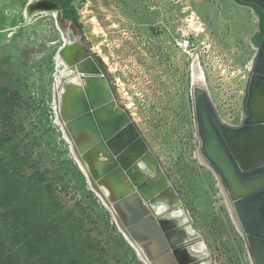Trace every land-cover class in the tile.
Wrapping results in <instances>:
<instances>
[{"label": "rangeland", "instance_id": "1", "mask_svg": "<svg viewBox=\"0 0 264 264\" xmlns=\"http://www.w3.org/2000/svg\"><path fill=\"white\" fill-rule=\"evenodd\" d=\"M26 2L0 0V264H143L57 122L63 34L100 60L209 264H252L219 181L199 157L190 91L204 85L220 119L240 123L256 52L253 11L233 0H74L79 29L56 7V16L25 19Z\"/></svg>", "mask_w": 264, "mask_h": 264}, {"label": "water", "instance_id": "2", "mask_svg": "<svg viewBox=\"0 0 264 264\" xmlns=\"http://www.w3.org/2000/svg\"><path fill=\"white\" fill-rule=\"evenodd\" d=\"M233 2L257 18L240 123L220 119L204 85L191 86L190 94L198 152L231 202L251 263L264 264V0ZM67 66L72 73L60 76L56 114L90 187L148 264H201L188 253L190 238L179 220L152 212L157 203L170 210L180 198L129 112L117 103L100 60L86 49Z\"/></svg>", "mask_w": 264, "mask_h": 264}, {"label": "bare ground", "instance_id": "3", "mask_svg": "<svg viewBox=\"0 0 264 264\" xmlns=\"http://www.w3.org/2000/svg\"><path fill=\"white\" fill-rule=\"evenodd\" d=\"M49 4H48V2H45L42 0H27L26 4L24 6V10H23V16L27 20H29L30 17L32 15H34L35 13H37V14L52 13L53 16H56V10L54 9L55 6L49 5ZM62 37H63L62 38V45L59 48V51L57 53L58 59L62 60V62L61 61L59 62L61 67H62V70L56 76V80H55V84H54V88H53V102H54V111H55L56 118H57V114H56L57 99H58V95H59V92H57V87L59 85L60 76L61 75L66 76V75L72 73L69 70L67 64L72 62V61H76L77 59H79L81 57V54L86 50L77 40L70 39V37H68L65 34H63ZM70 81L74 82V83H78V79L76 76H72L70 78ZM198 85H201V84H198ZM57 122L60 126V129L62 131L64 139L66 140L67 144L69 145L71 155L75 159V162L78 165L81 173L86 178L84 170L78 164V162L74 156V153L72 150V143L65 135L63 124L61 123V121L58 120V118H57ZM199 157L201 158V160L203 162L206 163V161L203 159V157L201 155H199ZM86 180H87V178H86ZM87 183L89 185L88 180H87ZM89 187H90V185H89ZM219 188H220L221 193L223 194V197L226 200V203H227L229 210L233 214L234 212H233V209L231 206V202L229 201L227 194H226L225 190L223 189V187L220 183H219ZM91 191L97 196V198L100 200V202L103 204V206L109 211L110 215L112 216L113 222H114L115 226L117 227L118 231L123 236V238L128 242V244L134 249V251L136 252V254L138 256V259L143 264H148V261H147L146 257L143 255L141 248L137 244H135L134 242L129 240L127 235H125V233H123V231H121V229L117 226L116 221H115V213L111 209V207L105 203V201L102 199V197L99 195V193L94 191L92 188H91ZM152 212L157 216H165L167 218H177L179 220V222L185 227V229L189 235V238H190V241L185 244V247L187 248L188 253L191 256L198 257L200 259L201 264L202 263H204V264L210 263L209 259L207 257L208 250H207L205 244L203 242H201L200 238H198L197 233L190 226L188 215L185 212L183 205H181V202L177 206H175L174 208H172L170 210H168L166 205H164L163 203H157L156 205H154L152 207Z\"/></svg>", "mask_w": 264, "mask_h": 264}, {"label": "trees", "instance_id": "4", "mask_svg": "<svg viewBox=\"0 0 264 264\" xmlns=\"http://www.w3.org/2000/svg\"><path fill=\"white\" fill-rule=\"evenodd\" d=\"M53 4L61 13L63 19L73 22L79 29L82 28L76 9L72 5L74 0H42Z\"/></svg>", "mask_w": 264, "mask_h": 264}]
</instances>
